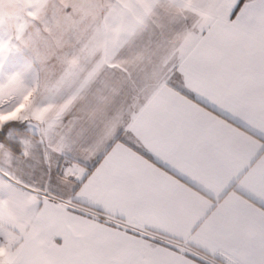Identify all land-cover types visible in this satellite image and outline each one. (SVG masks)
Masks as SVG:
<instances>
[{"label": "snow or ice", "instance_id": "1", "mask_svg": "<svg viewBox=\"0 0 264 264\" xmlns=\"http://www.w3.org/2000/svg\"><path fill=\"white\" fill-rule=\"evenodd\" d=\"M264 264V0H21L0 23V264Z\"/></svg>", "mask_w": 264, "mask_h": 264}, {"label": "rangeland", "instance_id": "2", "mask_svg": "<svg viewBox=\"0 0 264 264\" xmlns=\"http://www.w3.org/2000/svg\"><path fill=\"white\" fill-rule=\"evenodd\" d=\"M21 11V0H0V23L14 18Z\"/></svg>", "mask_w": 264, "mask_h": 264}, {"label": "crops", "instance_id": "3", "mask_svg": "<svg viewBox=\"0 0 264 264\" xmlns=\"http://www.w3.org/2000/svg\"><path fill=\"white\" fill-rule=\"evenodd\" d=\"M209 264H215L214 259L212 257H209Z\"/></svg>", "mask_w": 264, "mask_h": 264}]
</instances>
